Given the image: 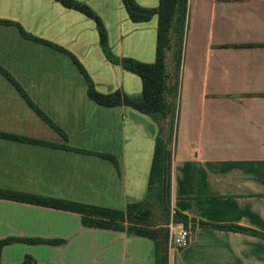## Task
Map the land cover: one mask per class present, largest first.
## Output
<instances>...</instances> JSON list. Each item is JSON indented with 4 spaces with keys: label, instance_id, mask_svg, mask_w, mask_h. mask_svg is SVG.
I'll use <instances>...</instances> for the list:
<instances>
[{
    "label": "crops",
    "instance_id": "obj_1",
    "mask_svg": "<svg viewBox=\"0 0 264 264\" xmlns=\"http://www.w3.org/2000/svg\"><path fill=\"white\" fill-rule=\"evenodd\" d=\"M102 21L111 53L155 61L157 18L133 23L122 0H75ZM156 8L158 0H135ZM0 20L72 54L102 94L139 97L140 79L112 64L95 23L55 0H0ZM173 131L170 208L191 241L168 264H264V0H188ZM0 66L66 135L45 124L0 74V133L95 154L0 138V190L124 211L143 202L156 122L86 94L72 60L0 25ZM81 215L0 198V264H155L154 243L86 228ZM231 227H234L233 229ZM60 241V244L52 242Z\"/></svg>",
    "mask_w": 264,
    "mask_h": 264
},
{
    "label": "trees",
    "instance_id": "obj_2",
    "mask_svg": "<svg viewBox=\"0 0 264 264\" xmlns=\"http://www.w3.org/2000/svg\"><path fill=\"white\" fill-rule=\"evenodd\" d=\"M55 1L66 9L79 12L95 23L100 46L106 58L112 64L120 66L123 70L136 75L140 79L142 91L139 97H130L121 91H115L111 94L99 93L84 68L72 54L53 44L27 34L19 24L0 20V25L14 26L18 29L23 38L41 43L68 56L85 80L87 97L96 105L107 109L122 106L129 107L141 114L151 117L157 123L158 134L155 140L151 169L147 183V201L129 204L124 211H118L10 190H0V198L77 213L81 215V223L86 228L125 232L129 236L151 240L154 243L155 264H168L166 248L169 233L167 225L172 219L174 222L180 223L186 228L187 218L177 212L172 213L170 208L173 151L170 156L166 148H171L173 142L176 107L170 100L176 88L170 79V75L167 73L165 63L167 54L173 53V62L175 66L177 65L179 67L181 64L188 0H158V6L156 8H143L139 6L135 0H122L127 15L133 23H147L153 17L157 18L155 61L152 64L142 63L131 58H118L114 56L110 51L108 34L102 21L88 6L75 0ZM0 74L18 91L21 98L45 124L63 139L67 138L65 133L30 100L20 85L1 66ZM0 138L52 149L96 155L116 165V160L113 157L104 154H95L84 150L3 133H0ZM153 197L156 198L154 202L159 207L162 215L161 226L158 225L160 228L150 225V211L145 206V203L150 201L149 199ZM162 205L164 207H162ZM170 213L173 214L172 217H170ZM231 228L233 229L234 227ZM16 243L29 245H38L42 243L50 244L49 242L37 239L8 238L0 240V254L5 246ZM60 243L62 242H52V244ZM21 264H36V262L32 257L25 256Z\"/></svg>",
    "mask_w": 264,
    "mask_h": 264
},
{
    "label": "rangeland",
    "instance_id": "obj_3",
    "mask_svg": "<svg viewBox=\"0 0 264 264\" xmlns=\"http://www.w3.org/2000/svg\"><path fill=\"white\" fill-rule=\"evenodd\" d=\"M183 40H185V35H184ZM183 49H184V44H183V47H182L181 64H180L179 67L177 65L175 66V64L173 62V53H168L167 54L166 63H165L166 64L167 73L170 75V79L174 83L175 88H176L174 93H173L172 99L170 100L173 104H175L176 112H177V100H178L177 97L179 95V87L177 85L179 84V79L178 78H179V74H180V67L182 66V59L184 57L183 56ZM157 128H158V125H157ZM156 137H157V135H156ZM156 137H155V140H156ZM166 149H167V152H169V155L171 156L173 148L171 147V148H166ZM150 169H151V167H150ZM155 199L156 198L153 197V198L149 199L150 201L145 203L146 204L145 205L146 208L150 211L149 223H150V225H152L154 227H156V226H158V225H160L162 223L161 222L162 215L160 213L159 207L154 202V201H156ZM146 201H147V199L145 198L143 202H146ZM139 203H142V202H139ZM162 207H164V206L162 205ZM172 215L173 214L170 213V217H172ZM160 226H158V227L160 228ZM168 233H169V230H168ZM166 253H167V248H166Z\"/></svg>",
    "mask_w": 264,
    "mask_h": 264
},
{
    "label": "built area",
    "instance_id": "obj_4",
    "mask_svg": "<svg viewBox=\"0 0 264 264\" xmlns=\"http://www.w3.org/2000/svg\"><path fill=\"white\" fill-rule=\"evenodd\" d=\"M169 230L167 248L172 251H182L187 248L191 241L189 229L182 224L174 222L172 219L167 225Z\"/></svg>",
    "mask_w": 264,
    "mask_h": 264
}]
</instances>
